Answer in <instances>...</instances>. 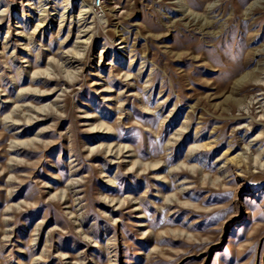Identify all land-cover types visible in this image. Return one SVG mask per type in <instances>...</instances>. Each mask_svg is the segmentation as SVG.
<instances>
[{
    "label": "rangeland",
    "instance_id": "374dc122",
    "mask_svg": "<svg viewBox=\"0 0 264 264\" xmlns=\"http://www.w3.org/2000/svg\"><path fill=\"white\" fill-rule=\"evenodd\" d=\"M0 264H264V0H0Z\"/></svg>",
    "mask_w": 264,
    "mask_h": 264
},
{
    "label": "bare ground",
    "instance_id": "6f19581e",
    "mask_svg": "<svg viewBox=\"0 0 264 264\" xmlns=\"http://www.w3.org/2000/svg\"><path fill=\"white\" fill-rule=\"evenodd\" d=\"M90 10V7L87 3H82V6L77 14V17H81L83 14L85 15Z\"/></svg>",
    "mask_w": 264,
    "mask_h": 264
},
{
    "label": "built area",
    "instance_id": "2783aa9c",
    "mask_svg": "<svg viewBox=\"0 0 264 264\" xmlns=\"http://www.w3.org/2000/svg\"><path fill=\"white\" fill-rule=\"evenodd\" d=\"M93 4H94L95 8H102L103 0H93Z\"/></svg>",
    "mask_w": 264,
    "mask_h": 264
}]
</instances>
